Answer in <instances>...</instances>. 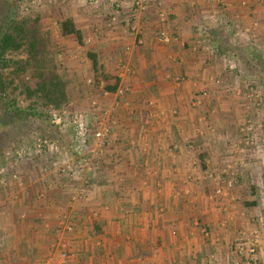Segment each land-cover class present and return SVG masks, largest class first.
<instances>
[{
	"label": "crops",
	"instance_id": "0c3cea01",
	"mask_svg": "<svg viewBox=\"0 0 264 264\" xmlns=\"http://www.w3.org/2000/svg\"><path fill=\"white\" fill-rule=\"evenodd\" d=\"M241 1L150 0L147 10L135 14L138 38L122 19L108 26L107 3L92 7L87 0H71L66 16L55 21L61 35L59 22L66 18L80 32L62 35L71 46L62 62L69 87L77 91L76 79L86 73L96 81L94 90L104 83L127 91L105 101L114 107L111 143L87 186L86 178L71 182L53 171L43 189L39 182L5 184L6 194H14L0 212V260L44 264L59 236V220L68 214L76 223L65 234L73 244L69 264L241 263L233 242L250 221V169L244 172L247 163L240 160L245 151L233 155L230 149L246 106L214 99L223 91L210 82L223 70L216 29H244L250 2L246 7ZM122 11L129 16L130 4ZM123 64L134 73H121ZM203 91L210 95L203 98ZM89 100L75 107L87 111ZM228 164L241 178L228 194L212 196L220 183L210 175ZM37 169L46 174L49 168ZM33 190H39L35 198ZM74 192H82V199L71 201L68 194Z\"/></svg>",
	"mask_w": 264,
	"mask_h": 264
},
{
	"label": "rangeland",
	"instance_id": "374dc122",
	"mask_svg": "<svg viewBox=\"0 0 264 264\" xmlns=\"http://www.w3.org/2000/svg\"><path fill=\"white\" fill-rule=\"evenodd\" d=\"M87 2L89 1L87 0ZM249 2L250 12L245 17L246 21L243 22L244 29L236 28L232 31H219L216 29V33L220 35V46L224 49L216 52L223 57L222 65L219 64L223 70L219 72L217 77H213L210 82L215 84L220 91H223V93H217L214 99L217 100L219 97L221 100L245 102L246 109L243 108L242 110L244 114L242 117L240 116L241 120L235 126L237 135L235 138H242L245 134L242 129L245 125H250V152L245 151L241 157L243 159L240 160L247 163L244 167L248 169H245L244 172L250 169V174H248L250 178L248 182L250 183V203L256 202V204L250 205L249 224L238 229V238L233 242V246L238 253V262H241L240 264H247L246 262L249 258L250 262L264 264V9H262L264 0H242L241 5L248 7ZM70 4L71 0H24L21 9L24 20L27 22L32 21L34 15H40L42 32L48 41L51 59L55 64V68L67 82L69 102L63 105L61 109L83 111L85 107L80 109L75 107L77 101L84 100L87 103L89 98L92 99L94 95H99L98 98L101 100L103 98L102 90L99 87L96 90L91 88L92 83L89 84L87 80L92 77L87 76L88 74L86 73L85 75L81 73L79 76L78 72L79 77L76 79L78 84H76V89H79L77 91L74 89L75 86L73 88L69 87V71L67 70V65L62 62L66 60L71 46H68L69 42L65 41L66 38L62 37L56 28L58 25L55 21L59 20L62 15L66 16L64 9L68 8ZM257 4L261 6L259 7ZM63 41L67 43L63 44ZM76 41H78L77 38ZM74 54L76 55V53ZM14 56L18 57L17 55ZM20 57L23 56L20 55ZM80 63L82 65L86 62L80 60ZM9 72L10 69L5 70L6 80H15L14 84H19V89L14 90V85H11L5 92V100L10 97L16 100L14 107L12 106L11 109L8 107V110H10L8 112L12 111L10 115L6 111L7 106L3 107L1 105L2 102H0V212L4 210L3 207L8 202H11L13 198L14 193L12 196L6 194L7 187L5 184L8 182L19 184L26 181V183L30 184H28L29 186L39 182L40 188L43 189L42 182L53 179L52 175L54 174H61L62 177L67 179L60 173L59 169L68 157L60 156L57 165L54 166L53 163L55 161L52 154L45 157L37 154L34 143L38 138H47L58 143L62 152L66 151L72 155L77 154L74 152L77 148L76 143L73 141L75 138L74 126L67 121L62 126L56 124L53 122L51 107H44L35 97L29 98L26 95L23 90L24 87L20 85L21 82H25L34 89H36L37 85V82L31 78L29 72L21 74L20 77L9 74ZM105 75L108 77L106 79H113V76H108L110 75L109 73ZM105 75L102 73L101 76ZM93 83L95 84L96 81L94 80ZM207 95L209 96L210 92H201L203 98L207 97ZM196 100L198 99L194 101L197 102ZM16 107L17 109H14ZM12 115L14 116L12 117ZM4 119L8 123L3 122ZM69 144L75 145L74 150L72 148L69 149ZM48 153H51V151L48 150ZM245 154L249 155L246 156ZM38 166H41V168H46L47 166L49 169L46 174H44L45 170H43L44 173L42 174V170L37 169ZM55 168L57 173L54 171ZM90 173H79L75 180L81 177L83 182L84 178L89 181ZM48 175L50 176L49 179H45ZM240 176L241 173L240 175L238 173V181L241 178ZM84 184L87 186L89 183L84 182ZM30 190L28 189L27 192ZM38 191H31V196L35 198ZM75 194L76 192L72 195L69 193L68 196L72 200ZM57 229L59 230V225ZM205 232H208V230L206 229ZM249 238L250 243L255 242L256 247L255 255L250 254V257L244 253L246 252L245 250L241 251L238 249L239 246L247 248ZM0 264H6V262L0 260Z\"/></svg>",
	"mask_w": 264,
	"mask_h": 264
},
{
	"label": "built area",
	"instance_id": "2783aa9c",
	"mask_svg": "<svg viewBox=\"0 0 264 264\" xmlns=\"http://www.w3.org/2000/svg\"><path fill=\"white\" fill-rule=\"evenodd\" d=\"M89 5L92 7L100 6L103 3H107L109 7L112 8V13L109 16L108 26L114 25L117 21L121 20L124 23H127V26L133 32L140 35V31L135 24V14L145 11L148 9V5L150 0H88ZM130 4L131 14L129 16L123 15V4ZM164 15V13H162ZM140 42V39H138ZM121 73H134V69L130 68L128 65L123 64L121 66ZM122 75V74H121ZM89 84H93L94 79L89 78L87 80ZM102 98L105 100L92 99L90 101L91 109L87 111H72L70 109H56L51 107V115L53 116V122L58 125H64L66 121L74 126L75 129V138L78 140V147L76 150L77 154H69L68 159L63 162L61 168L59 169L60 173H62L67 179L75 180L77 174L92 172L95 169L96 164H98L99 160H101L106 152L107 148L111 143L110 133H111V110L114 107H110L105 104V101L108 97H112L113 95L124 96L126 94L127 88L121 84H118L114 90L107 89V86L102 84ZM250 125H245L242 129L244 131V135L242 138H238L237 140L231 143L230 152L233 155L243 153L250 148ZM35 150L37 154L42 157L46 155L52 154L53 159L56 163L60 156H62L61 146L49 140L47 138H38L34 143ZM48 150L51 153H48ZM80 150V151H79ZM85 152V154H83ZM80 153V154H79ZM51 156V157H52ZM65 163V164H64ZM215 180H217L220 184L216 188H214L212 196H222L224 194H228L237 182L238 170L233 167V165L228 164L222 172L219 174L210 175ZM226 176V177H224ZM17 178L16 175H14ZM4 182V181H3ZM88 182V180H85ZM83 193H76L71 201H77L82 199ZM75 221L68 214H64L61 216L59 220V230H57L58 235L54 240L51 246L50 254L48 258L45 260L44 264H56L55 259L58 260V264H69L71 256L73 254L72 251V240L65 236V234H69L75 229ZM206 231V230H205ZM239 250H245L249 257L251 255H255L256 247L255 242L250 243V238L248 239L247 248L243 246L238 247ZM247 264H256V262H250V258L246 262Z\"/></svg>",
	"mask_w": 264,
	"mask_h": 264
},
{
	"label": "trees",
	"instance_id": "16d2710c",
	"mask_svg": "<svg viewBox=\"0 0 264 264\" xmlns=\"http://www.w3.org/2000/svg\"><path fill=\"white\" fill-rule=\"evenodd\" d=\"M23 1L0 0V102L3 107L7 106L9 115L12 111L8 112V107H14L16 100L12 97L5 100V92L11 85H14V90H18L19 84H14L13 79L6 80V69H10L9 74L18 77L29 72L31 78L37 82L36 89L25 82L20 85L24 87L23 90L29 98L35 97L44 107L60 109L69 102L67 82L51 59L48 41L42 32L40 15H34L30 22L25 21L21 9ZM59 27L62 35L80 36L72 19L60 21ZM88 56L94 57L90 52ZM107 89L114 90L115 87L107 86ZM3 122L8 123L6 119ZM255 204L256 202H251L248 205Z\"/></svg>",
	"mask_w": 264,
	"mask_h": 264
}]
</instances>
